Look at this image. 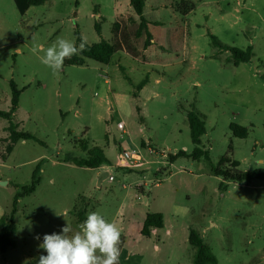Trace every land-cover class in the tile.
<instances>
[{"label":"rangeland","instance_id":"1","mask_svg":"<svg viewBox=\"0 0 264 264\" xmlns=\"http://www.w3.org/2000/svg\"><path fill=\"white\" fill-rule=\"evenodd\" d=\"M122 1L46 0L21 15L14 0H0V110L10 109L14 81L21 95L13 123L39 139L20 140L9 151V123L0 118V218L40 166L36 191L18 201L16 246L0 253V264H38L46 255L39 247L44 234L60 233L66 223L74 234L92 211L119 229L124 216L129 243L123 252L121 235L119 264H194L191 228L216 264H264V181L225 182L211 171L228 153L240 170L264 168V0H147L148 32L158 37L147 52L146 30L137 35L141 20L134 21L131 5ZM161 8L163 28L156 24ZM77 34L89 45L122 42L129 54L119 50L109 64L64 63L55 73L41 63L58 37L78 46ZM212 36L231 47H252L254 56L234 65ZM191 110L205 119L202 146L210 161L178 157L171 166L168 154L194 149ZM231 124L248 128V137H235ZM86 143L102 148L111 164L93 170L64 162L85 158ZM123 150L138 152L142 166L118 167ZM105 170L114 180L99 184ZM145 212L165 217L161 238L139 234Z\"/></svg>","mask_w":264,"mask_h":264},{"label":"trees","instance_id":"2","mask_svg":"<svg viewBox=\"0 0 264 264\" xmlns=\"http://www.w3.org/2000/svg\"><path fill=\"white\" fill-rule=\"evenodd\" d=\"M46 0H14L16 8L21 15H24L28 9L32 6L42 5ZM146 0H130V5L134 10L135 14L140 18L141 24L137 35L140 36L143 30H146L147 42L146 45L150 43L151 34L148 32V27L146 20L143 16L144 7ZM95 29L99 35H101V25L96 23ZM81 35L77 34V43H80ZM212 43L217 48L222 51H229L231 53V59L234 65L240 63H247L254 56L252 47H247L246 49H240L231 47L220 42L215 36H212ZM116 51V46L106 40H101L98 43L86 44V47L78 55H74L71 59H66L65 64L67 65H83L86 59H92L99 63L109 64L112 57ZM145 81L138 86V90L143 87ZM12 89L11 106L9 111L0 110V118L8 121L7 130L9 132V145L8 150L13 149V145L20 140H36L39 139L29 132H25L19 129V125L13 123L15 113L19 108V101L21 90L17 88L14 81L10 83ZM187 120L190 127L191 140L194 144V149L191 154H187L185 151L181 150L175 154H168L167 161L171 165L175 162L178 157H190L193 160L200 161L204 159L209 162V152L202 146V136L207 132L206 122L202 115L194 110L187 112ZM230 129L233 135L238 138L245 139L248 137L249 130L238 124H231ZM82 150L86 152L85 158H66L64 162H72L79 167H88L91 169H96L102 165H110V160L104 153V150L97 146H89L88 143L82 145ZM231 150V148H230ZM232 154L228 153L221 157L216 165L211 166V171L215 176L221 177L225 182H233L238 184H250L254 181H264V168H256L250 171L240 170V162L232 159ZM40 171V166L38 165L32 176V183L29 186H24L18 191L13 199V205L10 213L3 214L0 218V253L4 254L9 249L16 246L15 241L12 236L17 231L16 225V214L18 212V201L36 191L37 184L39 183L38 173ZM224 187V184H221ZM164 228V216L160 212H149L144 220L141 234L145 237H150L153 229H163ZM188 242L190 246L194 247L195 257L193 259L194 264H216L217 259L215 255L211 252V249L207 244H205L203 238L194 229H189Z\"/></svg>","mask_w":264,"mask_h":264},{"label":"clouds","instance_id":"3","mask_svg":"<svg viewBox=\"0 0 264 264\" xmlns=\"http://www.w3.org/2000/svg\"><path fill=\"white\" fill-rule=\"evenodd\" d=\"M86 44L83 37L78 46L75 41L58 37L44 50L40 61L54 73L58 72L65 60L78 55ZM35 238L40 239L39 236ZM120 243L121 230L117 225L92 211L74 234L68 223L60 233L44 234L39 247L46 255H40L38 264H119Z\"/></svg>","mask_w":264,"mask_h":264},{"label":"crops","instance_id":"4","mask_svg":"<svg viewBox=\"0 0 264 264\" xmlns=\"http://www.w3.org/2000/svg\"><path fill=\"white\" fill-rule=\"evenodd\" d=\"M117 3H116V6H115V9H114V16L117 18V19H123V16H122V12H121V2L120 1H116ZM122 2H124V3H126V4H128L129 6H130V0H124V1H122ZM158 5H160V3H157ZM146 5H147V0H146V3H145V7H144V13H143V16H144V18L146 19V21H147V25H151V23H150V21L146 18V12H145V8H146ZM130 8H131V6H130ZM152 9L154 10V9H156V8H154V6L152 7ZM132 11V10H131ZM162 11V8L161 9H159L157 12V15H158V18H160V20L158 21V22H156V24L158 25V27H161V28H163V27H166V22H164V21H162V19H161V17H160V12ZM130 15H131V17H133V19H134V21H138V19H140L136 14H135V12H130ZM99 15H97V17H98ZM177 27L178 26H175V25H172V32H174V33H177L176 35H178L179 34V32L178 31H176V29H177ZM125 28V25H123V24H121V26H120V29H119V35L118 36H120V33H122V31H123V29ZM186 33V32H185ZM185 33H183V35H185ZM127 36H128V34H127ZM176 37V36H175ZM174 36H172V38H175ZM128 39H129V36H128ZM157 39H158V37L157 38H155L154 36H153V38L150 40V42H151V45L149 46V47H147L146 49H145V51L147 52L151 47H152V44H156L157 43ZM116 41H117V39H116ZM122 41V40H121ZM120 41V42H121ZM118 42H115V43H113L115 46H116V51H115V53H114V55L119 51V50H121L123 53H126V54H129L128 53V51H127V48H126V46L121 42L120 43V45H119V43H118V47H117V44ZM114 55H113V57H112V60L111 61H113V58H114ZM133 57V56H132ZM135 58V57H134ZM123 58L121 57V58H118V60H116V61H119V63H120V61H123L122 60ZM136 59V58H135ZM134 60V59H133ZM185 62H187V60L185 61ZM115 63V62H114ZM119 63H117L116 65L115 64H113V65H115V67H120L119 66ZM186 153H187V151H185ZM165 155L166 154H164V155H162L163 157H165ZM166 158V157H165ZM167 163V162H166ZM143 164V163H142ZM104 166H107V165H102V166H100V167H98V168H96V169H93V170H98V169H101L102 167H104ZM142 166V165H141ZM171 166H173L172 164H171ZM240 168V167H239ZM106 171V170H105ZM104 171V172H105ZM102 175V174H101ZM101 177V176H100ZM100 177H99V179H100ZM102 181H103V179H101V181L99 182V184H102ZM143 197L145 196V192H142V194H141ZM145 198H147V197H145ZM148 199V198H147ZM149 212H145V214H144V216H143V218H142V220L138 223L139 224V226H138V232H139V234L142 236V237H145V236H143L142 234H141V229H142V226H143V223H144V220H145V218H146V215L148 214ZM123 218H124V216H123ZM123 218H121L120 219V222H118L119 223V225H120V230H121V235H122V239H123V245L124 246H122L123 247V252H128V248L126 247V244H128L129 243V239H128V233H126V231H125V228H126V226H127V223H126V225H124L125 224V220H123ZM128 222H130V221H128ZM117 223V222H116ZM117 223V224H118ZM166 226V222H165V217H164V227ZM163 229H153L152 230V232H151V236H150V238H152L153 236H155V237H157V238H161V234H160V232L162 231ZM176 230H174V228H173V230L171 229H168L167 230V232H166V238H165V241L166 242H170V238L169 237H171L173 234L175 235L176 234V232H175ZM155 248H156V250H160V247H158V245H155Z\"/></svg>","mask_w":264,"mask_h":264},{"label":"built area","instance_id":"5","mask_svg":"<svg viewBox=\"0 0 264 264\" xmlns=\"http://www.w3.org/2000/svg\"><path fill=\"white\" fill-rule=\"evenodd\" d=\"M119 128L124 129L123 123H119ZM118 167L121 168H138L142 165V158L138 152L133 150H123L116 161ZM109 180H114L113 176L108 175Z\"/></svg>","mask_w":264,"mask_h":264},{"label":"water","instance_id":"6","mask_svg":"<svg viewBox=\"0 0 264 264\" xmlns=\"http://www.w3.org/2000/svg\"><path fill=\"white\" fill-rule=\"evenodd\" d=\"M108 175H109V172L108 171L103 172L102 175H101V177H100V179H99V182L101 181V179L107 178ZM2 183L6 184V182H2Z\"/></svg>","mask_w":264,"mask_h":264}]
</instances>
